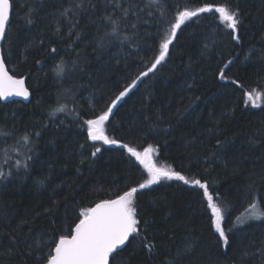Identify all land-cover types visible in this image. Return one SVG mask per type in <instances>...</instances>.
<instances>
[{
    "label": "trees",
    "instance_id": "16d2710c",
    "mask_svg": "<svg viewBox=\"0 0 264 264\" xmlns=\"http://www.w3.org/2000/svg\"><path fill=\"white\" fill-rule=\"evenodd\" d=\"M92 2L95 9L77 11V0H14L3 57L13 75L26 77L32 97L0 99V264H37L39 253L28 245L38 234H63L81 208L142 183L147 174L125 143L141 151L152 144L158 166L207 181L226 207L229 244L211 227L202 189L161 180L137 193L140 235L110 264H264V219L236 222L252 202L264 209V101L243 102L245 91L264 93V0H230L242 21L234 33L239 43L218 14L186 21L165 61L113 109L105 131L117 145L88 140L80 118H92L93 106L99 109L150 66L178 10L223 0H160L164 15L156 9L143 15L131 44L112 38L104 48L97 47L107 27L100 19L104 0ZM29 9L32 24L25 20ZM106 11L118 14L112 6ZM61 60L66 69L58 77L53 69ZM228 60L234 62L221 80ZM58 105L80 118L51 116ZM145 243L154 244L151 252Z\"/></svg>",
    "mask_w": 264,
    "mask_h": 264
},
{
    "label": "snow or ice",
    "instance_id": "6c2138e0",
    "mask_svg": "<svg viewBox=\"0 0 264 264\" xmlns=\"http://www.w3.org/2000/svg\"><path fill=\"white\" fill-rule=\"evenodd\" d=\"M13 3L14 0H0V40L5 38L8 25L11 22V15L14 11ZM125 5L127 6L125 7ZM104 6L105 14L100 19L107 27L103 34H98V48L106 47L107 44L111 43L112 38L120 40L122 43L128 41L131 44L133 38L138 36L136 29L137 25L142 22L143 15L152 17L153 9L159 10L161 16L164 15L160 0H104ZM109 6H112L113 12L118 14L114 16L112 13L107 12L106 10ZM96 7L97 5L92 0H77V3L73 5V8L77 11L81 8L87 11L88 8L95 9ZM31 12L32 9H29L28 14L25 15V20L28 24L34 22L31 19ZM68 12L69 9H64L61 14L67 16ZM203 13L218 14L219 23L225 28L231 29L233 33L232 39L239 43L240 36L234 33L237 32L238 25L242 21L239 9L232 7L230 0L205 3L202 7H197L194 10L188 8L178 10L173 17L174 22L168 21V28L162 30L158 54L154 55L150 61V66H146L145 71H140L130 84H127L114 98H109V100L105 101V104L99 109L93 106L92 118L82 119L75 109L69 110L66 105H58L51 110L50 115L55 116L57 113L68 112L70 115H75L81 119V127H86L88 140L103 141L104 144L108 145L121 144V141L109 138L105 131V124L109 121L113 109L117 107L122 98L137 86V83L142 78L156 71L158 65L165 61V58L169 55L170 45L177 38V32L181 29V26L186 21L199 17ZM78 24V20L70 24L69 38H71L72 30ZM121 25H123V28ZM123 29H130L131 32ZM76 35L79 37L80 34L77 32ZM55 51L56 49L53 48L52 52ZM262 57H264V53H262ZM233 62V60H228L219 69V78L221 80L227 78L225 72ZM73 66L75 67V62H73ZM65 69V62L61 60L54 66L53 71L59 77L65 73ZM234 83H238V81H234ZM64 91L67 93L70 90L65 89ZM10 96L28 99L30 92L28 87L25 86V78L10 74L3 56H0V99H7ZM260 99H264V93L262 92L252 90L243 93L245 105L252 104L255 107H259L256 101ZM22 139L28 140V134L25 133ZM219 143L220 141H217V144ZM122 147L143 166L147 178L136 186L128 187L122 194L115 195L113 199H102L96 202L94 206L81 208L77 220L73 222L74 226L70 224L63 234L56 236L55 233H52L48 235L47 239H45L46 234H38L33 239V243L28 245L29 250H35L39 253L37 264H110V257L115 260L117 253L122 250L121 246H124L130 237L140 235V224L143 217L138 218L137 193L161 180L175 179L202 189L203 203L206 210L210 213L211 227L219 234V238L225 246L229 244V238L223 226L226 219V207L219 194H214L209 190L207 181H202L198 178L189 179L180 172L173 170L170 166H158L154 160L157 148L152 144L141 146L142 151L127 143L123 144ZM98 152H100V148H96L92 152V156H95ZM28 159H31V157H28ZM17 163L19 164V161ZM24 167L26 168L27 164ZM4 175L3 172H0V177ZM261 219H264V209L257 203L252 202L244 213L236 217V222L245 224L249 220ZM144 223L147 224V221H144ZM144 231H147V229L145 228ZM142 239L146 240V237ZM261 243L262 247H264V241ZM143 246L149 252L154 248L152 243H145ZM186 247L190 249L191 245ZM248 254L247 251L244 252V255Z\"/></svg>",
    "mask_w": 264,
    "mask_h": 264
},
{
    "label": "water",
    "instance_id": "95a60500",
    "mask_svg": "<svg viewBox=\"0 0 264 264\" xmlns=\"http://www.w3.org/2000/svg\"><path fill=\"white\" fill-rule=\"evenodd\" d=\"M8 27H9V25H8ZM7 30H8V28H7ZM6 33H7V32H6ZM4 39H5V38H4ZM4 39L0 40V56H3L2 44H3ZM3 58H4V57H3ZM5 64H6V62H5ZM6 66H7V64H6ZM7 68H8V66H7ZM9 73L12 74V73L10 72V70H9ZM12 75H13V74H12ZM17 77H20V76H17ZM24 78H25V86L28 87L26 77H24ZM28 89H29V87H28ZM29 92H30V96L28 97V99H25V98H23V97H18V96H10V97H8L7 99H1V100H2L3 102H11V101H13V100H16V101H22L23 103H29V101L31 100V97H32V92H31L30 89H29ZM112 199H113V198H112ZM93 206H94V205H93ZM127 243H128V241L125 243L124 246H121V249L124 248V247L126 246Z\"/></svg>",
    "mask_w": 264,
    "mask_h": 264
},
{
    "label": "rangeland",
    "instance_id": "374dc122",
    "mask_svg": "<svg viewBox=\"0 0 264 264\" xmlns=\"http://www.w3.org/2000/svg\"><path fill=\"white\" fill-rule=\"evenodd\" d=\"M259 101H264V99L257 100L256 103H259Z\"/></svg>",
    "mask_w": 264,
    "mask_h": 264
}]
</instances>
